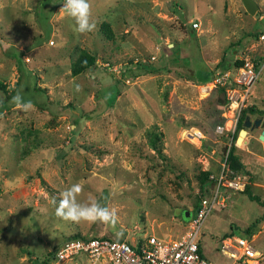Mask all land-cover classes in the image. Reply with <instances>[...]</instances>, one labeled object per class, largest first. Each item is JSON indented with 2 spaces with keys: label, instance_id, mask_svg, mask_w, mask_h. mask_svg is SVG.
Here are the masks:
<instances>
[{
  "label": "rangeland",
  "instance_id": "rangeland-1",
  "mask_svg": "<svg viewBox=\"0 0 264 264\" xmlns=\"http://www.w3.org/2000/svg\"><path fill=\"white\" fill-rule=\"evenodd\" d=\"M255 1L251 14L244 0H89L96 28L77 36L59 14L64 0H0V264H52L77 235L186 230L183 212L212 193L205 173L218 174L231 143L216 132L230 115L224 94L201 86L237 61L264 65V0ZM84 53L97 61L73 75ZM17 92L33 104L27 113L10 103ZM251 106L249 146L239 141L244 125L234 143L241 176L264 200V67ZM193 129L206 135L201 145L184 138ZM77 182L80 202L115 210V227L55 217L53 200ZM222 194L226 205L202 227L205 254L212 264H264V206L243 190ZM231 233L261 256L233 263L220 250ZM92 263L83 253L63 262Z\"/></svg>",
  "mask_w": 264,
  "mask_h": 264
},
{
  "label": "built area",
  "instance_id": "built-area-1",
  "mask_svg": "<svg viewBox=\"0 0 264 264\" xmlns=\"http://www.w3.org/2000/svg\"><path fill=\"white\" fill-rule=\"evenodd\" d=\"M199 27L198 22L193 23ZM264 65L251 60L243 61L232 68L223 69L211 75L201 88L210 92L222 89L226 98L225 112H230L223 124L217 125L216 132L230 138L229 148L220 161L218 174L212 173V193L203 194L199 207L194 210L186 223V230L178 236H162L148 232L135 240L116 239L108 236L74 237L59 248L52 264H63L79 254L90 257L92 264H212L203 250L202 227L216 207L226 205L222 189L244 190L246 180L230 168L228 154L243 109L247 108L252 90L257 83ZM228 121V122H227ZM184 138L193 145H201L206 135L198 129L186 130ZM221 252L236 261L251 263L261 252L254 247L253 240L235 233L224 235L220 240ZM259 253V254H258Z\"/></svg>",
  "mask_w": 264,
  "mask_h": 264
},
{
  "label": "clouds",
  "instance_id": "clouds-1",
  "mask_svg": "<svg viewBox=\"0 0 264 264\" xmlns=\"http://www.w3.org/2000/svg\"><path fill=\"white\" fill-rule=\"evenodd\" d=\"M59 14L73 21L72 31L77 36L92 32L96 28V23L91 18L89 0H64L62 7L59 9ZM74 90L80 92L82 90L81 85L74 82ZM10 103L16 109L25 113L33 108L32 102L30 100L25 101L19 92L11 98ZM82 191L83 186L79 182L61 191L58 202L53 200L55 217L75 223H103L115 227L117 222L115 210L102 205L97 200L80 202L78 197ZM120 234L117 233V235Z\"/></svg>",
  "mask_w": 264,
  "mask_h": 264
},
{
  "label": "trees",
  "instance_id": "trees-1",
  "mask_svg": "<svg viewBox=\"0 0 264 264\" xmlns=\"http://www.w3.org/2000/svg\"><path fill=\"white\" fill-rule=\"evenodd\" d=\"M105 30L109 34L108 36L112 37V35L110 33L111 32L110 29L109 30L105 29ZM96 61H97V58L95 55L88 54V53L82 54V56L73 65V69H72L73 75H78V74L82 73L83 71H86L87 69L91 68L96 63ZM241 63H243V61H237L236 65H239ZM210 76H208V77H210ZM1 86L5 87V84L0 80V87ZM217 90H220L224 94L222 89H217ZM248 110L254 112L257 109L255 106H251L250 108L248 107L247 109H243L241 116H240V119H239V123H238L239 129L242 128V125H244V119L245 118H242V117L247 116ZM237 149L238 148L233 141V143L230 147L229 154H228V163H229V166L231 169H233L236 173L240 174V172L245 169V166H244L243 162L241 161L240 157L238 156V154L236 152ZM210 174H211L210 172L205 173L204 178L207 180L206 182L209 181ZM243 192L246 193L250 199L257 201L264 206V200L259 195L255 194L252 191V188L249 184L246 185V188L243 190ZM199 203H200V199H199L195 209H197L199 207ZM194 210H192V211L194 212ZM185 212L186 211L183 212V217L187 221L188 218L185 216ZM76 237H79V236L77 235Z\"/></svg>",
  "mask_w": 264,
  "mask_h": 264
},
{
  "label": "water",
  "instance_id": "water-1",
  "mask_svg": "<svg viewBox=\"0 0 264 264\" xmlns=\"http://www.w3.org/2000/svg\"><path fill=\"white\" fill-rule=\"evenodd\" d=\"M244 3H245V6L247 8V10L249 11V13L251 14H255L257 9H258V4L255 0H244ZM255 124L256 125H260L261 124V121L259 120H256L255 121ZM249 127H252V120L251 119H247L245 124H244V127L240 130L239 132V137L241 138L242 136H244V143L246 144V147H248V140H249V137H248V131H247V128ZM259 138L261 140H264V129L261 131L260 135H259ZM185 216L189 219L190 216H191V211L187 210L185 212Z\"/></svg>",
  "mask_w": 264,
  "mask_h": 264
},
{
  "label": "bare ground",
  "instance_id": "bare-ground-1",
  "mask_svg": "<svg viewBox=\"0 0 264 264\" xmlns=\"http://www.w3.org/2000/svg\"><path fill=\"white\" fill-rule=\"evenodd\" d=\"M248 135V134H247ZM239 141H240V143H244V138H242V139H239ZM259 254V253H258Z\"/></svg>",
  "mask_w": 264,
  "mask_h": 264
},
{
  "label": "crops",
  "instance_id": "crops-1",
  "mask_svg": "<svg viewBox=\"0 0 264 264\" xmlns=\"http://www.w3.org/2000/svg\"><path fill=\"white\" fill-rule=\"evenodd\" d=\"M248 135H249V134H248ZM259 135H260V134H259ZM259 135H258V136H259ZM248 137H249V136H248ZM251 138H252V137H251ZM251 138L249 137V140H250ZM256 138H257V137H256ZM241 144H242V143H241ZM248 146H249V143H248Z\"/></svg>",
  "mask_w": 264,
  "mask_h": 264
}]
</instances>
